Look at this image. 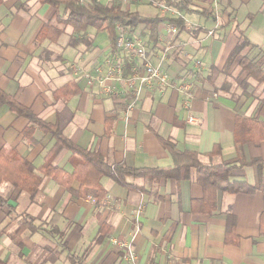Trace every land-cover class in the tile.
<instances>
[{"label":"crops","instance_id":"1","mask_svg":"<svg viewBox=\"0 0 264 264\" xmlns=\"http://www.w3.org/2000/svg\"><path fill=\"white\" fill-rule=\"evenodd\" d=\"M101 1L144 16L185 20V30L179 29L171 41L169 21L160 23L156 42L144 25L131 30L144 40L152 61H162L176 85L192 84L190 108L176 88L161 92L158 87H144L127 110L130 98L87 87L71 74L68 64L78 61L91 70L102 64L113 55L109 36L98 41L95 29L74 32L58 22L54 7L39 0H0V89L44 123L58 125L78 147L99 152L110 164L171 169L174 160L161 140H172L181 152L198 153L203 164L233 167L231 182L255 189L219 190L217 209L203 212L199 203L204 193L196 170L188 180L163 179L158 184L148 178H127L124 185L103 177L107 195L98 205L91 196L72 195L40 171L54 139L4 105L0 150L30 162L43 183L32 203L26 192L0 182V196L8 203L0 206V261L75 264L70 259L74 255L85 264H129L125 251L112 242L118 239L132 243L139 264H264V166L252 164L264 163V141L248 142L241 151L235 142L238 119L264 123V84L251 83L247 92L254 95L246 98L242 82L248 74L240 65L243 57L264 53V0H193L198 13L191 14H166L136 0ZM45 24L62 30L57 41L40 40ZM243 39L250 46L233 56ZM216 146L220 154L210 157ZM71 157L72 152L63 149L52 165L71 174ZM79 187L73 183L74 189ZM25 215L40 230L31 232ZM25 224L27 228L18 234ZM102 224L110 232L98 241Z\"/></svg>","mask_w":264,"mask_h":264},{"label":"trees","instance_id":"2","mask_svg":"<svg viewBox=\"0 0 264 264\" xmlns=\"http://www.w3.org/2000/svg\"><path fill=\"white\" fill-rule=\"evenodd\" d=\"M47 3L56 9L57 20L60 24L71 26L76 33H86L89 29L98 32H106L109 36L113 54L116 53V42L118 38V26L130 27L135 29L144 25L150 32V38L156 42L159 36L158 27L163 21H169L177 25L181 31L185 30L186 23L181 17L166 19L158 16H144L138 12L124 9L120 4H107L101 0H39ZM160 4L173 8L180 13H198L193 7V0H158ZM62 9V11H60ZM62 34V30L50 24H45L39 38L40 40L50 39L57 41ZM74 43V42H73ZM250 46L243 39L235 49L233 56L239 54L242 49ZM125 58V74H129L133 64ZM242 72H246L247 80L242 82L244 96L251 98L254 93H248L247 89L252 82L264 84V53L257 58L243 57L240 61ZM4 105L17 115L26 117L30 123L38 125L46 134H50L54 139V145L46 156V163L40 171L47 177L52 178L56 183L65 187L74 196L87 198L91 196L96 204H101L107 192L101 184L103 177L113 179L119 184L126 185L127 178H148L152 183L158 184L163 179H174L176 181L188 180L192 177L193 170H196V181L203 189V200L199 204L203 212H213L217 209V192L222 190L228 193H249L254 191V187L245 182H231L230 177L233 167L211 163L203 164L200 155L196 152H181L177 149L172 140H161L163 146L170 152L174 160V167L171 169L153 168H132L125 164H110L99 152L84 150L73 143L58 125H50L40 120L30 109L20 105L15 99L5 94L0 89V108ZM236 127L235 138L239 150L248 143L260 144L264 141V123L254 122L253 120H239ZM63 149L72 152L71 164L74 170L71 174L64 169L53 166V159ZM220 154V148L216 146L210 157ZM252 164L258 165L261 169L264 163L260 160L253 161ZM9 182L21 191L30 196L32 203H35L41 194L43 177L36 173L35 167L18 153H7L0 150V182ZM78 182V190L73 188V183ZM139 189L138 187H134ZM8 203L0 196V206L5 207ZM29 218V230L35 232L40 230L33 225V218ZM263 219V218H262ZM27 225H23L18 230L21 234ZM264 227V225L262 226ZM98 241H102L110 232L106 224L100 228ZM21 245V243H20ZM70 259L75 264H85L82 257L70 255ZM0 264H4L0 261Z\"/></svg>","mask_w":264,"mask_h":264},{"label":"built area","instance_id":"3","mask_svg":"<svg viewBox=\"0 0 264 264\" xmlns=\"http://www.w3.org/2000/svg\"><path fill=\"white\" fill-rule=\"evenodd\" d=\"M138 1L153 3L155 0ZM161 6L164 11L177 12V10L163 4ZM167 31L169 41L173 40L179 33V29L174 23L167 25ZM116 49V53L93 70L86 68L78 61L70 62L68 68L75 78L84 81L89 88H98L103 95L111 97L126 96L125 100L130 98L127 110L134 107L139 99L140 91L144 87L149 89L158 87L161 92H165L168 88H176L178 92L185 96V105L190 108V103L194 99L192 84L182 82L176 85L168 72L165 71L162 61L158 63L152 61V56L146 47V43L141 37L135 36L130 27L118 26ZM168 51L169 47L162 53V59L166 57ZM127 57L133 62V67L128 75L125 74V58ZM194 120L193 117L190 118L191 122ZM137 216L139 217V214ZM135 236L136 234L133 235V238ZM112 242L125 251V256L129 262L132 264L138 263V257L133 250L132 243L118 239H112Z\"/></svg>","mask_w":264,"mask_h":264},{"label":"rangeland","instance_id":"4","mask_svg":"<svg viewBox=\"0 0 264 264\" xmlns=\"http://www.w3.org/2000/svg\"><path fill=\"white\" fill-rule=\"evenodd\" d=\"M131 1H135V0H131ZM138 1V0H136ZM141 3H143L144 5L146 6H149V7H154L156 8L159 12L162 11L163 13H172L171 11H168V10H165L163 9V7L161 6L160 2L158 0H155L153 3H146V2H143V1H139ZM104 39H107L108 40V34L106 32H99L98 33V41H103ZM252 83H256V82H252ZM129 264H132L131 262H128ZM136 264H139V263H136Z\"/></svg>","mask_w":264,"mask_h":264}]
</instances>
